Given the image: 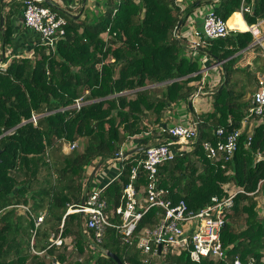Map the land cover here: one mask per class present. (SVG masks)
<instances>
[{
    "label": "trees",
    "instance_id": "trees-1",
    "mask_svg": "<svg viewBox=\"0 0 264 264\" xmlns=\"http://www.w3.org/2000/svg\"><path fill=\"white\" fill-rule=\"evenodd\" d=\"M17 1L22 7V0ZM254 1L255 9L243 12L249 26L264 16V0ZM1 2L0 51L5 53L13 45L16 10L13 6L3 16ZM42 5L68 20L65 35L55 49L39 44L31 57L15 56L5 70L0 69V264H117L105 250L123 264H234L236 260L264 264V215L259 212L261 202L264 210V125L254 131H242L240 126L252 102L244 99L247 92L240 89L241 83L248 78L246 83L252 86V79L249 68L238 63L244 52L260 51L258 45L251 47L253 35L238 31L214 40L203 38L200 47L189 50L180 32L194 8L181 10L175 0H102L91 15L77 20L56 5ZM243 5H252V0H220L213 10L228 21ZM201 57L210 60L209 66L220 64L221 84L209 96L211 110L195 117L199 134L192 149L159 167L158 186L168 190L167 198L174 204L183 200L193 211L204 208L212 197L225 196L227 186L243 188L221 232L224 258L196 263L186 251L174 250L148 258L137 249V239L123 244L114 228L107 229L94 251L83 215L68 213L90 194L89 172L118 159L129 139L141 141L138 148L168 141L169 136L160 132L161 119L200 89L191 84L202 79ZM257 57V66L264 68ZM237 75L244 77L237 80ZM79 99L83 105L78 109L74 106ZM33 114L36 122L31 121ZM257 119L264 121V116ZM152 125L160 126L158 131L151 130ZM221 128L226 134L240 133L238 150L229 161L209 157L204 147L225 140L217 135ZM77 141L79 147L65 154L64 143ZM259 154L263 160H258ZM144 157V151L127 157L120 178L101 193L112 222L118 219L115 210L122 206L130 170ZM248 158L256 164H248ZM144 183L141 174L139 185ZM160 213L155 208L147 212L136 235L154 227ZM40 215L44 220L35 228V217ZM60 231L63 245L50 247L51 235ZM33 237L34 249L45 255L31 252Z\"/></svg>",
    "mask_w": 264,
    "mask_h": 264
},
{
    "label": "built area",
    "instance_id": "built-area-1",
    "mask_svg": "<svg viewBox=\"0 0 264 264\" xmlns=\"http://www.w3.org/2000/svg\"><path fill=\"white\" fill-rule=\"evenodd\" d=\"M58 2V0H55ZM44 0H22L23 21L27 29L36 33L40 38V44L55 49L60 38L66 33L68 20L43 6ZM243 12L251 13L249 6H242ZM245 30L231 28L228 21L223 20L215 11L208 10L202 22V31L194 32L191 49H197L203 43V38L214 40L227 36L230 32H250L256 43H260V30L258 25H245ZM7 65L0 63V69L5 70ZM258 83L252 97L251 106L248 108L250 117L263 118L264 116V76L257 74ZM199 89L194 96L204 95ZM83 105L82 99L76 101L75 108ZM37 117L33 114L31 121L36 122ZM155 129L152 127L151 130ZM160 132L169 136L167 142L157 145H148L144 151V159L130 170V179L122 194V206L115 210L118 217L116 222H112L107 217L105 210L106 201L101 197L104 188L92 191L84 204L79 205L76 210L70 209L68 213L76 212L83 215L84 229L89 234L91 232L90 247L97 251L102 243L108 228L116 229L123 244L130 245L137 239V249L143 256L148 258L164 257L172 250L186 251L192 262L199 263L202 259H222L225 256L221 242V232L225 227L228 217L234 207V199L238 193H243V188L236 187L231 190L225 187V196L212 197L210 203L199 211L189 209L185 201L181 200L174 204L167 198L168 190L159 188L158 172L159 167L164 163L173 161L177 155L190 151L193 143L199 134L198 122L193 120L192 125H174L160 128ZM220 137L225 136L222 143L212 146L204 144L209 157H223L225 161L232 159L238 150V131L226 134L225 129L217 131ZM78 148V142L64 143L63 151L69 153ZM127 157L121 152L118 160L121 162V169L114 180H118L123 172V161ZM258 160H263V155H258ZM145 177L143 186L139 185L140 175ZM112 183V182H111ZM233 188V187H232ZM231 190V191H230ZM142 196H141V193ZM24 211L28 207L20 206ZM157 209L160 213L158 223L152 228H144L137 236L140 221L151 209ZM44 220V215L35 217V228H38ZM63 229V223L61 224ZM36 231L34 230L33 235ZM62 232L58 235H51L50 247H60L63 245ZM31 240V252L37 256L45 255V251H37L33 247ZM234 264H252L236 260Z\"/></svg>",
    "mask_w": 264,
    "mask_h": 264
},
{
    "label": "crops",
    "instance_id": "crops-1",
    "mask_svg": "<svg viewBox=\"0 0 264 264\" xmlns=\"http://www.w3.org/2000/svg\"><path fill=\"white\" fill-rule=\"evenodd\" d=\"M53 4H55L58 8H60L63 12H67L69 15H78L81 13L82 10V2L80 3L79 0H58V2H55V0H51ZM102 0H86L85 8L80 15L82 17L84 14H89L95 7L100 6ZM177 6L181 10H187L191 6H193V12L190 14L189 18L187 19V24L186 26L182 29L180 32L181 37L186 41V43L191 44L192 40H194V32L197 31V29L202 28V22L204 19L205 14L207 13L208 10H212L214 8V5L219 3L220 0H175ZM2 15L4 16L13 6L14 9L16 10V13L13 17V23H12V28H13V45L9 48L6 49V52L3 53L0 51V63L2 64L4 62L5 58V65H9L11 62V59L15 56H27L28 58L32 56L33 51L37 45L40 44L39 37L36 33L32 32L31 30L27 29L24 26L23 23V18H22V7L19 1L17 0H2ZM255 1L252 0V7L255 9L254 5ZM15 4V5H14ZM262 4H259L258 6L260 7ZM17 6V7H16ZM207 8V9H206ZM252 8V10H253ZM258 8V7H256ZM239 13V12H236ZM234 13V14H236ZM234 14L231 16V18L234 16ZM91 15V14H89ZM79 17V18H80ZM83 18V17H82ZM230 18V19H231ZM229 19V20H230ZM242 19L245 23V25L249 26L243 16ZM228 20V21H229ZM255 25H258V28L260 30V37L259 39L261 40L260 43L254 42V44L251 46L258 45L260 46V51H254V50H248L243 53L242 59L238 63V66H240L242 69L244 68H249L247 72H249V75L251 76L252 79V86H246L245 92H247V95H245L247 98H249L252 101V95L256 91L257 88V83H258V77L257 74H260L264 76V68H259L255 62V59L258 58L257 56H260V59L263 60L264 63V16L260 19L258 23ZM255 40V39H254ZM184 41V42H185ZM256 41V40H255ZM187 49L192 50L190 45L187 47ZM188 50V51H189ZM186 56H190V54H187ZM259 59V58H258ZM203 61V62H202ZM201 63H203V66L201 67L200 74L202 75V79L199 82H194L191 85L196 86L197 88L199 87L200 89H203L205 94L200 95L206 97V100H196V96L194 94L196 91L188 98L187 102H179L176 105H173L171 108L167 110L165 113L164 117L161 119L162 122L164 123L162 126L165 127H171L174 125H184L183 123H179L178 120L179 116H183V120H187L189 122L188 125H192L193 120H195L196 115L199 114H204L207 113L211 110L210 107V102H209V96L211 95L212 92H214L215 88H217L221 84V76L223 75V72H220L218 70V65L220 64H211L210 66L208 65L210 63V60L207 57H201ZM252 73L254 75H252ZM213 75L212 79H210V75ZM244 76L237 75L236 78L237 80L242 79ZM244 81H249L248 78L243 79ZM200 84V85H198ZM251 91V94L250 92ZM254 91V92H253ZM246 94V93H245ZM200 96H197L200 97ZM189 103H191L193 111L189 108ZM190 110V112H189ZM187 114V115H186ZM186 118V119H184ZM264 125V121L261 119H245L240 123L241 130H247V131H254L256 127ZM156 131H158V126L152 125ZM141 141L138 139H129V141L126 143L125 146H123L122 153H125V151H132L136 148H138V144H140ZM128 152V153H129ZM67 154V153H65ZM133 155V154H132ZM132 155H129L128 158ZM115 162H119L121 165L120 160L118 159H113V160H108L107 163L105 164L106 166L102 164H98L99 168L96 171V174L94 177L91 179V173L89 172V180H88V186H87V191L91 193L92 191L96 190L94 189L96 185L93 184V179L96 177L97 174L101 173V171L111 165H113ZM97 165V166H98ZM95 169V168H94ZM105 171V170H104ZM102 171V173L104 172ZM99 172V173H98ZM119 172L112 171L109 173V178H102V184L97 185L102 188H106L111 182H113V179L118 175ZM115 181V180H114Z\"/></svg>",
    "mask_w": 264,
    "mask_h": 264
},
{
    "label": "rangeland",
    "instance_id": "rangeland-1",
    "mask_svg": "<svg viewBox=\"0 0 264 264\" xmlns=\"http://www.w3.org/2000/svg\"><path fill=\"white\" fill-rule=\"evenodd\" d=\"M250 8H251V11H252V5H248ZM207 9V8H206ZM93 12H94V9L92 10ZM95 15H98V13H96ZM92 18V20H93V17H91ZM220 65H218V67H219ZM218 70H220V67L218 68ZM252 75H254L253 73H252ZM212 77H213V75L211 74L210 75V79H212ZM244 79V78H243ZM248 84L246 83V81H242V83H241V88L240 89H242V91H245V87L247 86ZM206 97H204V96H200V97H196V100H195V102L197 101V100H206L205 99ZM244 99H249V98H247V97H244ZM206 102H207V100H206ZM189 112H190V110H189ZM187 115V114H186ZM184 119H186V118H184ZM176 121H178L179 123H183V121H184V125H187V126H189L188 124H189V122L187 121V120H183V116H181V114H180V116H179V119L178 120H176ZM150 129H152V127H150ZM77 142H79V141H77ZM78 147H79V143H78ZM256 161L255 160H252V159H250V158H248L247 159V163L248 164H256L255 163ZM106 164V163H105ZM105 164H102V165H104V166H106ZM121 169V165H120V163L119 162H115L113 165H111V166H109L108 167V165H107V167L106 168H104L102 171H104L103 173H102V171H101V173H99V174H97L96 175V177L93 179V184L94 185H96V187L94 188V189H96V190H99L100 189V187L99 186H97V185H101L102 184V178H104V177H106V178H109L110 176H109V173L110 172H112V171H115V172H119V170ZM233 187V188H232ZM231 187V190L232 189H234V188H236V186H232ZM230 190V191H231ZM259 212H260V214H262V215H264V210H263V202H261L260 204H259Z\"/></svg>",
    "mask_w": 264,
    "mask_h": 264
},
{
    "label": "water",
    "instance_id": "water-1",
    "mask_svg": "<svg viewBox=\"0 0 264 264\" xmlns=\"http://www.w3.org/2000/svg\"><path fill=\"white\" fill-rule=\"evenodd\" d=\"M44 2L45 3H47V4H49L50 6H54L55 4H53V2L51 1V0H44ZM85 4H86V0H82V10H81V13H79L78 15H71V16H73L74 17V19L75 20H77L79 17H80V15L82 14V12H83V10H84V8H85ZM181 24H182V22H180V24H179V26H178V28H177V30L179 29V27L181 26ZM3 28H4V20H3V18L0 20V32H2L3 31ZM189 108L191 109L192 108V106H191V103H189ZM145 149H146V147H140V148H136V149H134V150H132V151H130L129 153H127V154H125V158L126 157H128L129 155H132V154H134V153H138V152H142V151H145ZM0 155H1V150H0ZM1 158H0V164H1ZM99 168V165L93 170V172L91 173V179L94 177V175L96 174V171H97V169ZM81 204L83 205L84 204V199L82 200V202H81ZM104 254L106 255V256H108L109 258H112V259H114L116 262H117V264H123V262L119 259V257L117 256V255H115V254H113V253H111V252H108V251H104Z\"/></svg>",
    "mask_w": 264,
    "mask_h": 264
},
{
    "label": "bare ground",
    "instance_id": "bare-ground-1",
    "mask_svg": "<svg viewBox=\"0 0 264 264\" xmlns=\"http://www.w3.org/2000/svg\"><path fill=\"white\" fill-rule=\"evenodd\" d=\"M228 25L233 28H238L239 30H245L246 26L242 19L240 13L234 14V16L228 21Z\"/></svg>",
    "mask_w": 264,
    "mask_h": 264
}]
</instances>
